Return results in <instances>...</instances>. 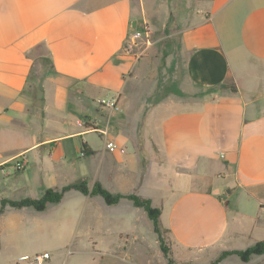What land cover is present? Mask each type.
I'll use <instances>...</instances> for the list:
<instances>
[{
  "label": "crops",
  "instance_id": "obj_1",
  "mask_svg": "<svg viewBox=\"0 0 264 264\" xmlns=\"http://www.w3.org/2000/svg\"><path fill=\"white\" fill-rule=\"evenodd\" d=\"M175 1L0 0L1 206L62 189L92 156L93 185L103 169L110 192L161 208L176 264H210L264 239V0ZM163 10L177 17L172 38L132 43V21L139 28ZM113 97L119 111L100 105ZM71 118L109 123L122 150L71 130ZM85 196L58 243L84 264H167L143 208ZM46 209L7 205L0 217L36 238ZM217 264H264V254Z\"/></svg>",
  "mask_w": 264,
  "mask_h": 264
},
{
  "label": "rangeland",
  "instance_id": "obj_2",
  "mask_svg": "<svg viewBox=\"0 0 264 264\" xmlns=\"http://www.w3.org/2000/svg\"><path fill=\"white\" fill-rule=\"evenodd\" d=\"M198 1L199 0H197V3ZM170 2H174L173 4L175 5L177 1L169 0V3ZM165 13L166 11L163 10L162 14L155 15L149 22L142 23L141 26H139L142 30L148 27L147 29L150 31V43H147L146 38L137 41V45L141 46L142 50L152 47L155 42H157L156 45H161V42L172 38V34L175 33L172 30V25L177 17ZM39 52L44 53V48H39L37 53ZM84 115L85 113H82V115L78 116L85 117ZM73 120L75 119L71 118L68 124L71 130L77 129V125L73 123ZM88 137L94 143H98L100 140V135L98 133H92ZM12 172L14 173L13 170ZM94 176L95 168L93 157L91 156L85 159L83 168L71 171L65 177L63 176V183L66 182L65 184L68 185L85 180L91 189L94 182L91 178ZM99 180L107 188V174L103 169L99 173ZM149 194L152 195L150 191ZM86 199H89V197L79 191L70 190L66 192L60 203L49 205L45 212L39 213L38 215L50 223L46 224V226L44 225L46 233L36 238H34V234H31L30 230L27 229L30 225L13 224L9 219L10 215H3L0 217V264H17L19 257L23 254L34 255L43 252H49L51 254V258L46 264H49V262H51V264H84L86 257L83 254L76 253L75 247L69 243L64 245L58 243L55 237L60 233V222L66 218L75 217L78 212L81 213L83 211L81 202ZM92 199L103 198L101 196H95L92 197ZM1 207L0 203V208ZM147 229L148 232L152 234L150 228L147 227ZM162 234L167 242V231L163 230Z\"/></svg>",
  "mask_w": 264,
  "mask_h": 264
},
{
  "label": "trees",
  "instance_id": "obj_3",
  "mask_svg": "<svg viewBox=\"0 0 264 264\" xmlns=\"http://www.w3.org/2000/svg\"><path fill=\"white\" fill-rule=\"evenodd\" d=\"M85 150H86V145H83L84 155L87 152L88 154L91 152ZM71 189L79 190L85 195H91V196L100 195L109 205L116 204L123 198L132 200L135 206L141 207L146 211L148 217L153 222L154 231L157 233L158 239L160 241L161 250L163 251L164 255L168 260L167 264L175 263V261L172 259L170 248L167 245V242L162 234L164 229L160 221L161 208L153 206L151 199L141 197L135 193H130V194L112 193L107 188H105L100 181H96L91 189L89 188L87 182L84 180L78 183H72L66 185L60 190H55L52 188L47 189L40 198L26 197L20 200L4 199L2 201V207L0 208V215L4 212L7 205L13 208L33 207L37 211H43L47 208L48 204L59 203L64 197L65 193ZM227 254H237L242 261L247 262L255 254L257 255L264 254V239L257 241L255 244L249 246L245 250H234V251L224 252L219 256V258H217L215 261H213L210 264H217Z\"/></svg>",
  "mask_w": 264,
  "mask_h": 264
},
{
  "label": "built area",
  "instance_id": "obj_4",
  "mask_svg": "<svg viewBox=\"0 0 264 264\" xmlns=\"http://www.w3.org/2000/svg\"><path fill=\"white\" fill-rule=\"evenodd\" d=\"M148 27H145V30H142L141 28H136L135 30H131V36L130 39L132 43H137L139 39L146 38L147 43H150V31L147 29ZM120 97H113L109 99H103L100 100V105L108 108L111 111H119L121 109L120 103H119ZM77 125L80 127H83L85 129H88L90 131H95L99 133L104 140L106 144V148L111 151H118L122 150L121 145L112 137L110 132L109 123H106L104 127L99 126V121L97 119L83 121L78 120ZM26 160L19 159L15 161L14 168L17 170H21L25 168ZM51 258V254L49 252H43V253H36L34 255H22L18 259L17 264H46V262Z\"/></svg>",
  "mask_w": 264,
  "mask_h": 264
},
{
  "label": "water",
  "instance_id": "obj_5",
  "mask_svg": "<svg viewBox=\"0 0 264 264\" xmlns=\"http://www.w3.org/2000/svg\"><path fill=\"white\" fill-rule=\"evenodd\" d=\"M136 24H137L136 20H133L131 25L132 30L136 29Z\"/></svg>",
  "mask_w": 264,
  "mask_h": 264
}]
</instances>
